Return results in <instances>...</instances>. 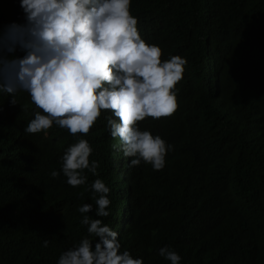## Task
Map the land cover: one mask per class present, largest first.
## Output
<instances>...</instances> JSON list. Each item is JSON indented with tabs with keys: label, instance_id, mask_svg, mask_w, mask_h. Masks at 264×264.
I'll return each instance as SVG.
<instances>
[{
	"label": "trees",
	"instance_id": "trees-1",
	"mask_svg": "<svg viewBox=\"0 0 264 264\" xmlns=\"http://www.w3.org/2000/svg\"><path fill=\"white\" fill-rule=\"evenodd\" d=\"M130 13L161 61L186 60L174 113L137 122L173 145L164 168L130 166L106 127L109 111L86 134L55 123L47 136L27 134L39 109L26 92L16 104L0 96V264H56L89 236L84 203L143 264H169L163 246L181 264H264V0H131ZM13 21H23L19 0H0V29ZM78 138L98 166L72 187L50 172ZM96 178L110 188L108 217L95 216Z\"/></svg>",
	"mask_w": 264,
	"mask_h": 264
},
{
	"label": "clouds",
	"instance_id": "clouds-1",
	"mask_svg": "<svg viewBox=\"0 0 264 264\" xmlns=\"http://www.w3.org/2000/svg\"><path fill=\"white\" fill-rule=\"evenodd\" d=\"M130 3L19 0L23 21L0 29V96L16 104V95L26 92L39 109L23 129L27 134L47 136L54 123L74 136L86 134L102 111H109L106 127L118 138L123 155L131 158L130 166L143 161L161 170L173 145L141 130L137 122L174 113L175 85L186 60L172 55L161 61V48L142 38ZM17 51L22 55H15ZM92 151L87 140L78 138L63 153L60 172L52 170L50 176L62 173L69 186L85 185V172H97ZM90 188L97 194L95 216L108 217L110 188L100 178ZM92 210L90 203L77 207L89 236L62 251L56 264H143L142 258L121 250L118 231L88 215ZM158 255L169 264H181V256L168 246L160 247Z\"/></svg>",
	"mask_w": 264,
	"mask_h": 264
}]
</instances>
